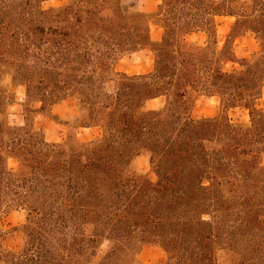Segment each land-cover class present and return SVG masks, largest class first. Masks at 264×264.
<instances>
[{
    "label": "trees",
    "instance_id": "1",
    "mask_svg": "<svg viewBox=\"0 0 264 264\" xmlns=\"http://www.w3.org/2000/svg\"><path fill=\"white\" fill-rule=\"evenodd\" d=\"M50 1L0 0V223L26 213L19 248L0 227V264H142L147 245L167 253L159 264H264V0H161L154 12ZM248 34L260 50L240 57ZM144 49L153 70H118ZM19 88L24 124L13 125ZM199 95L219 98L218 115L192 116ZM67 101L68 138L49 142L32 115ZM237 108L249 123L232 121ZM81 128L97 134L82 140ZM143 155L148 172L134 166Z\"/></svg>",
    "mask_w": 264,
    "mask_h": 264
},
{
    "label": "rangeland",
    "instance_id": "2",
    "mask_svg": "<svg viewBox=\"0 0 264 264\" xmlns=\"http://www.w3.org/2000/svg\"><path fill=\"white\" fill-rule=\"evenodd\" d=\"M64 1L52 0L46 4L49 6L62 5ZM125 4L135 3L139 10L144 12H154L161 0H124ZM218 33L217 40L221 46L224 43L225 36L228 34V28L232 22V18L218 17ZM162 30L158 26L152 27V36L154 39L161 37ZM190 39L205 42L204 35H193ZM234 48L240 57H251L259 50V42L252 34L247 35L245 38L238 39ZM119 71L127 72L129 74L147 73L154 68V54L150 49H144L133 54L125 55L117 66ZM239 68L238 64H228L227 69L234 70ZM24 102V89L17 90L16 103L9 108L10 122L13 125H23L25 111L22 106ZM150 106L158 107L161 105V100H154L150 102ZM259 105L264 109V95L259 101ZM220 111V101L216 97L206 95H199L193 105L192 116L194 118L212 117L218 115ZM77 112L76 105L73 102L67 101L59 104L53 109V115L47 116L44 114L35 113L34 127L38 131H43L45 138L49 142H64L68 138V128L65 125L67 120H70ZM229 117L236 123H249L250 116L247 110L237 108L229 112ZM97 134V129L81 128L78 132V137L82 140H87ZM11 167H16L15 161L10 162ZM135 168L142 172H148L149 158L148 156H140L134 164ZM26 213L24 210H15L10 212L0 223V227L9 233L11 237L7 240L8 244L12 247L19 248L22 245V232L20 226L25 222ZM142 264H159L165 262L167 253L159 246L147 245L143 248L140 256Z\"/></svg>",
    "mask_w": 264,
    "mask_h": 264
},
{
    "label": "crops",
    "instance_id": "3",
    "mask_svg": "<svg viewBox=\"0 0 264 264\" xmlns=\"http://www.w3.org/2000/svg\"><path fill=\"white\" fill-rule=\"evenodd\" d=\"M228 17L233 19L232 22L230 23V25H231V24L233 23V21L235 20V17H232V16H228ZM230 25H229V27H230ZM218 26H219V25H218ZM160 29H161V28H160ZM161 30H162V29H161ZM228 30H229V28H228ZM151 33H152V32H151ZM193 35H204V36L206 37V40H207V36H206V34H204V33H193V34H190V35H188V39L191 40V41H197V42H200V41H198V40H194V39H190V38H189L190 36H193ZM248 35H249V34H248ZM161 37H162V33H161ZM161 37H160L159 39H157V40H160ZM217 37H218V36H217ZM245 37H246V36H245ZM245 37H243V38H245ZM152 38H153V36H152ZM225 39H226V36H225ZM239 39H240V38H239ZM153 40H156V39L153 38ZM237 40H238V39H237ZM237 40H236V41H237ZM224 41H225V40H224ZM236 41H235V42H236ZM205 42H206V41H205ZM202 43H204V42H202ZM221 46H222V45H221ZM259 50H260V45H259ZM259 50H258V51H259ZM235 51H236V50H235ZM236 53H237V52H236ZM237 55H238V54H237ZM238 56H239V55H238ZM149 72H150V71H149ZM147 73H148V72H147ZM141 74H143V73H141ZM210 97H212V96H210ZM216 98H217V97H216ZM218 99H219V98H218ZM219 101H220V100H219ZM62 103H63V102H62ZM60 104H61V103H60ZM58 105H59V104L55 105L54 108H55L56 106H58ZM54 108H53V109H54Z\"/></svg>",
    "mask_w": 264,
    "mask_h": 264
}]
</instances>
